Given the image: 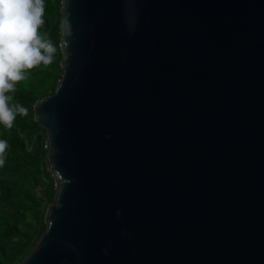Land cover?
<instances>
[{
  "label": "water",
  "instance_id": "95a60500",
  "mask_svg": "<svg viewBox=\"0 0 264 264\" xmlns=\"http://www.w3.org/2000/svg\"><path fill=\"white\" fill-rule=\"evenodd\" d=\"M59 13L33 105L54 196L18 264H264V0Z\"/></svg>",
  "mask_w": 264,
  "mask_h": 264
},
{
  "label": "trees",
  "instance_id": "16d2710c",
  "mask_svg": "<svg viewBox=\"0 0 264 264\" xmlns=\"http://www.w3.org/2000/svg\"><path fill=\"white\" fill-rule=\"evenodd\" d=\"M61 0H44V24L39 33L51 40L57 51L53 62L25 73L26 79L8 93L27 108L16 115L11 128L0 125V140H6L5 164L0 168V264H18L45 230L44 213L54 196V181L44 159L45 131L33 119V105L53 94L61 69L59 13Z\"/></svg>",
  "mask_w": 264,
  "mask_h": 264
},
{
  "label": "clouds",
  "instance_id": "9594fccd",
  "mask_svg": "<svg viewBox=\"0 0 264 264\" xmlns=\"http://www.w3.org/2000/svg\"><path fill=\"white\" fill-rule=\"evenodd\" d=\"M44 0H0V125L11 128L16 115L26 116L27 108L8 93L26 79L25 73L53 62L56 47L39 33L44 24ZM111 138L110 136L108 137ZM6 140H0V168L5 164ZM121 213L118 211L117 216Z\"/></svg>",
  "mask_w": 264,
  "mask_h": 264
}]
</instances>
